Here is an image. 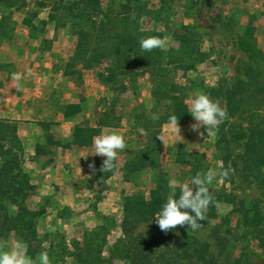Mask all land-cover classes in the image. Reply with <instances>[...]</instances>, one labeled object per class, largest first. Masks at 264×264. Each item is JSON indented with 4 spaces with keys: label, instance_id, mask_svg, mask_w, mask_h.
<instances>
[{
    "label": "rangeland",
    "instance_id": "374dc122",
    "mask_svg": "<svg viewBox=\"0 0 264 264\" xmlns=\"http://www.w3.org/2000/svg\"><path fill=\"white\" fill-rule=\"evenodd\" d=\"M72 1L9 4L0 0V22L4 21L0 30L6 28L0 35V119L5 117L15 125L17 137L15 141L12 133L6 139L0 136V164L6 152L16 154L21 174L29 181L25 197L0 199V248L18 250L34 259L46 252L54 264L51 248L62 238L68 243L81 239L87 229L113 220L103 250L108 259L101 264H128L118 257L109 258L112 244L124 234L126 197L133 193L147 196L153 189L167 190L169 195V178L178 180V192L180 185L191 186L197 172L213 168L217 173L228 172L208 185L212 198L217 193L224 195L216 202L217 216L201 222L195 232L181 227L179 236L209 242L214 264L263 260L259 240L245 228V215L260 213L259 224L264 228V187L244 169V140L233 134L246 126V120L226 115L212 137L189 130L194 122L190 114L184 123L178 122L180 136L164 122L158 133L164 137L160 169L123 170L126 160L146 140L148 119L168 109L169 90L153 79L144 61L130 63L136 74L129 76L134 80L126 92L115 91L112 82L99 76L108 59L88 70L74 61L77 36L65 9ZM100 6L104 13L127 12L139 18L143 30L162 33L166 79L175 84V92L187 104L196 94L205 93L226 112L224 98L213 89L226 90L245 75L249 57L239 41L251 12L257 15L255 35L264 51V0H100ZM93 18L101 21L103 14ZM184 36L191 56L186 64L169 63ZM75 69L78 72L72 73ZM13 72L22 78L13 81ZM17 84L21 91L15 89ZM70 102H81L82 110L67 117L64 113ZM103 119L107 121L101 131L121 134L126 144L118 153L113 174L105 178L107 172L100 171L104 157L92 154V143L78 146L71 142L76 124L96 125ZM93 162L95 170L89 168ZM21 207L36 211L30 231L20 232L5 218V214L19 213ZM151 221H139L136 231L149 229ZM57 264L81 263L68 256Z\"/></svg>",
    "mask_w": 264,
    "mask_h": 264
},
{
    "label": "trees",
    "instance_id": "16d2710c",
    "mask_svg": "<svg viewBox=\"0 0 264 264\" xmlns=\"http://www.w3.org/2000/svg\"><path fill=\"white\" fill-rule=\"evenodd\" d=\"M2 1L14 4L19 0ZM65 9L74 21L73 26L77 36L73 59L79 62L83 69H92L100 65L104 59H108L107 68L99 72V76L105 81L112 82L115 91L126 92L130 81L134 80H130L129 76L136 74L130 63L144 61L151 70L153 79L169 90L171 103L168 109L164 114L158 115L159 119H148L145 129L147 137L144 144L131 158L126 160L123 167V170L128 173L145 168L160 169L159 159L163 154L162 142L158 138L160 125L168 122L171 114L177 117L179 123H184L189 117L184 98L175 92V84L169 83L166 79V67L161 61L164 55L163 50L155 48L151 52H143L139 48L141 37L162 38V33L156 30H143L139 25V18L127 12H102L100 0H74L65 6ZM99 14H103L101 21L93 18ZM256 18V13L251 12L248 25L240 35L239 45L249 57L244 77L238 78L226 90L213 89V91L224 98L229 117L246 120V126L240 131L234 130L233 134L235 133L238 139L244 140L242 154L244 169L264 187V51L257 45ZM2 24L4 21L0 22V26ZM5 30L6 28L4 31L0 30V35H4ZM182 38L184 40L181 46L173 49V56L169 59V63L186 64L187 58L191 56L193 51L186 49V38L185 36ZM78 70L71 72L75 73ZM81 110V102H70L66 105L64 115L72 117ZM106 121L103 119L96 125L87 122L76 124L73 128L71 142L78 146L90 145L92 138L101 132ZM15 130V125L11 121L0 119L1 138L6 139L12 133V139L16 141ZM2 147L3 143H0V150ZM5 156L0 164V199L14 201V196L21 198L27 195L25 186H28L29 181L25 175L21 174L16 154L6 152ZM113 171L104 173V178L113 174ZM18 178L21 179L18 180ZM167 196V190L164 192L160 189H153L147 196L133 193L126 197L123 217L124 234L112 244L110 259L118 257L126 260L128 264H214L215 257L211 252L209 242L201 239H183L179 236L181 232L179 225L175 230L167 233L159 229L153 217ZM221 199H224L223 193H217L216 197L212 198L203 222H209L217 216L216 202ZM230 200L232 201L231 198ZM253 212V215L246 213L245 228L253 231V238L259 240L264 251V228L260 226L258 219L260 213ZM28 214L30 217H27ZM32 215H36V211L21 207L19 213L12 216L5 214V218L13 222V226L18 227L20 232H23L33 228ZM152 219L149 229L136 231L139 221ZM114 225V221L110 220L105 224L87 229L81 239H71L69 243L62 238L59 244L52 246L51 259L54 264L63 262L68 256L81 264L105 262L108 258L104 257L103 250L107 244V234ZM240 264H264V259L261 261L244 260Z\"/></svg>",
    "mask_w": 264,
    "mask_h": 264
},
{
    "label": "clouds",
    "instance_id": "9594fccd",
    "mask_svg": "<svg viewBox=\"0 0 264 264\" xmlns=\"http://www.w3.org/2000/svg\"><path fill=\"white\" fill-rule=\"evenodd\" d=\"M139 48L143 52H151L155 48L163 50L166 48V40L156 36L141 37ZM11 78L13 81H19L22 76L18 72H13ZM15 89L21 91L18 84ZM187 112L194 121L189 126V130L196 132L199 136H204L206 132L207 137L214 135L227 115L225 110L205 93H198L190 99V103L187 104ZM151 119L157 120L159 117L153 114ZM178 121L174 114L169 115V126L180 136ZM201 128L204 129V132L200 131ZM143 131V129L140 130L141 134H143ZM158 138L163 143L164 137L161 135ZM92 148V154L104 157L100 171L111 172L116 168L118 153L126 149V144L121 134L116 132L105 134L101 131L99 135L92 138ZM89 168L95 170L94 162L89 164ZM218 175L226 177L228 172L221 171L217 173L213 168H209L204 172H197L191 178V186L188 184L180 185L178 195V180L169 178L167 182L169 195L153 217L159 229L167 233L170 230H175L176 226L179 225L186 232L197 231L201 227V222L206 219V213L212 202V194L208 185L212 184ZM37 261L38 264H50L46 252H41L34 259L18 250L0 248V264H37Z\"/></svg>",
    "mask_w": 264,
    "mask_h": 264
},
{
    "label": "crops",
    "instance_id": "0c3cea01",
    "mask_svg": "<svg viewBox=\"0 0 264 264\" xmlns=\"http://www.w3.org/2000/svg\"><path fill=\"white\" fill-rule=\"evenodd\" d=\"M1 119H7V118L4 117V118H1ZM7 120H8V119H7Z\"/></svg>",
    "mask_w": 264,
    "mask_h": 264
}]
</instances>
